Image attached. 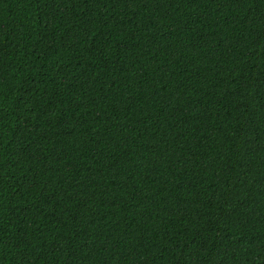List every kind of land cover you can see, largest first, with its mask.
I'll return each mask as SVG.
<instances>
[{"label": "trees", "instance_id": "trees-1", "mask_svg": "<svg viewBox=\"0 0 264 264\" xmlns=\"http://www.w3.org/2000/svg\"><path fill=\"white\" fill-rule=\"evenodd\" d=\"M0 264H264V0H0Z\"/></svg>", "mask_w": 264, "mask_h": 264}]
</instances>
